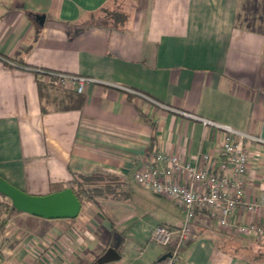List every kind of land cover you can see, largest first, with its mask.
I'll list each match as a JSON object with an SVG mask.
<instances>
[{"label":"crops","instance_id":"obj_1","mask_svg":"<svg viewBox=\"0 0 264 264\" xmlns=\"http://www.w3.org/2000/svg\"><path fill=\"white\" fill-rule=\"evenodd\" d=\"M0 55V177L44 196L111 175L121 196L85 201L72 220L1 209L0 264H95L113 245L121 258L108 264H160L149 237L186 212L136 171L158 153L218 161L225 132L204 120L264 142V0H0ZM263 142L247 144L244 192L260 208L238 207V224H264ZM179 264H264V242L201 211Z\"/></svg>","mask_w":264,"mask_h":264},{"label":"built area","instance_id":"obj_2","mask_svg":"<svg viewBox=\"0 0 264 264\" xmlns=\"http://www.w3.org/2000/svg\"><path fill=\"white\" fill-rule=\"evenodd\" d=\"M78 81V91L82 93L87 79ZM204 122L225 132L218 161L209 154H202L199 163L191 164L183 162L177 155L158 153L148 157L134 174L138 185L180 204L186 212L181 227L174 229L158 225L153 229L149 243L166 250L165 259L160 264H179L180 253L193 234L194 218L201 211L211 214L230 235L264 242V224L232 221L238 207L248 212H257L260 208L255 202H245L244 192L249 165L247 144L263 141L211 121ZM0 204L12 205L10 199L1 194Z\"/></svg>","mask_w":264,"mask_h":264},{"label":"water","instance_id":"obj_3","mask_svg":"<svg viewBox=\"0 0 264 264\" xmlns=\"http://www.w3.org/2000/svg\"><path fill=\"white\" fill-rule=\"evenodd\" d=\"M40 26H44L46 17L36 16ZM0 194L10 199L13 210L26 213L47 220H72L78 218L82 210V203L71 188H65L52 194L31 195L0 177ZM121 255L117 245H113L95 262L108 264L117 261ZM165 259L162 258L161 261Z\"/></svg>","mask_w":264,"mask_h":264},{"label":"trees","instance_id":"obj_4","mask_svg":"<svg viewBox=\"0 0 264 264\" xmlns=\"http://www.w3.org/2000/svg\"><path fill=\"white\" fill-rule=\"evenodd\" d=\"M94 174V175H80L74 178L70 183V187L77 195L82 205L85 201H98L103 198H115L118 199L120 196L118 192V186L116 183L118 179L108 175ZM8 211H14L12 205H6ZM15 212V211H14Z\"/></svg>","mask_w":264,"mask_h":264},{"label":"rangeland","instance_id":"obj_5","mask_svg":"<svg viewBox=\"0 0 264 264\" xmlns=\"http://www.w3.org/2000/svg\"><path fill=\"white\" fill-rule=\"evenodd\" d=\"M128 6H129V4L126 3V4L119 5L118 7H115L114 9H108V10L102 11L98 14L93 15L90 18V21L115 20L116 15L119 13L122 14V13L126 12V7H128ZM103 178L106 179L104 176H103ZM148 200H149L148 205L153 206L157 212L158 211L157 206H161V205H157L154 201H151L150 199H148ZM159 200H163V201L168 200V206H171V204H173V203H171L172 201L169 198H166V199L163 198V199H159ZM175 204H176V202H175ZM5 207H6L5 205L0 204V210L5 208ZM171 208H172V206H171ZM150 210H152V209H150ZM154 212L152 215H151V212H149L148 221H149L150 225H156L158 223L156 217H158L159 215L160 216L162 215L161 210H160V212H157L158 216H155Z\"/></svg>","mask_w":264,"mask_h":264}]
</instances>
